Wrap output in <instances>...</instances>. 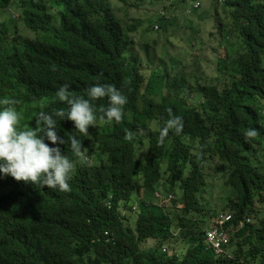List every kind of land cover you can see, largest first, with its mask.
<instances>
[{
	"label": "trees",
	"instance_id": "16d2710c",
	"mask_svg": "<svg viewBox=\"0 0 264 264\" xmlns=\"http://www.w3.org/2000/svg\"><path fill=\"white\" fill-rule=\"evenodd\" d=\"M163 1L151 28H164L176 18L168 17L169 8L179 10L180 22H191L186 9L194 0L179 7H167L170 0ZM212 1L221 5L228 22L217 21L219 38L205 60L216 82L200 85L191 70L168 82L159 71L145 79L126 40V33L141 22L123 25L113 15L106 16L108 0H0V9H11L12 21L10 30L6 19L0 21V99L19 101L22 124L35 129L38 112L67 110L56 98L64 84L85 99L87 89L97 83L114 85L127 97L122 121H102L104 127L91 134V162L81 163L71 151L70 137L82 145L85 138L73 122L54 116L57 135L66 143L44 142L59 147L75 164L70 191L0 174V264H254L256 258L264 264V213L253 209L254 196L264 191V169L253 161L255 146L264 155V109L256 103L264 101V0ZM16 20L33 36L15 33ZM182 56L180 63L188 68ZM225 78L229 82L218 88L216 83ZM152 84L166 91L156 108L146 112L158 125L146 137L140 131L136 101L141 93L152 92ZM191 88L203 99L186 107L183 95L189 96ZM40 100L45 104L32 109ZM92 103L98 109L109 101L104 97ZM169 108L182 118L183 130H169L160 143L158 129L169 119ZM249 128L259 134L247 137ZM128 131L134 134L131 140L126 139ZM142 146L145 149L137 152ZM211 161L227 192L221 209L229 212L198 203L197 194L206 185L203 169ZM171 185L175 192L167 190ZM146 186L162 189L164 197L172 193L175 199L165 206L138 199L136 212L127 208L131 223L126 213L130 195ZM108 199L110 207L105 205ZM226 213L231 220L225 226L232 231L226 249L232 251L217 256L205 250V229Z\"/></svg>",
	"mask_w": 264,
	"mask_h": 264
},
{
	"label": "rangeland",
	"instance_id": "374dc122",
	"mask_svg": "<svg viewBox=\"0 0 264 264\" xmlns=\"http://www.w3.org/2000/svg\"><path fill=\"white\" fill-rule=\"evenodd\" d=\"M201 1V6L197 9L195 14L191 15V19H189L191 22H180V16H178L176 13V11L179 12V10L169 8L167 12L168 17L176 16V18L171 19L170 23H168L164 28L160 27L156 30H154L153 27L151 28L150 25H152V20L155 19L159 9L164 5L163 0H108L109 6H107L105 13L106 16H115L122 23L130 21L141 22L140 27L130 34V41H132V45L134 46L135 50L141 55H145L147 49L149 52H154L155 59L153 60L152 66L158 64L155 66L157 70L164 75L166 74L164 82L171 81L173 76L178 77L180 72L186 75L191 70L193 71V74L198 77L200 85H208L216 82L213 72L208 78L207 76L201 75L199 69L204 68L210 72L207 68L205 60L208 58L207 55L210 54V48L217 44L219 38L215 25H217V21H219L221 25H225V23L228 22V19L226 15H224L225 12L221 8L220 4H214L212 0ZM186 2L187 0H170L168 2L166 1L165 4H168L167 7H179V4H185ZM169 3H173L174 5H170ZM50 10L54 11L55 8L51 7ZM10 12V8H5L3 10L0 9V21L2 19H6L9 30L12 28V21L9 18ZM213 12L214 19H211ZM14 16L16 17L17 14ZM217 17L219 20H217ZM16 21L17 22L14 24L16 28L13 30L15 33L18 32L33 36V33L27 30L20 20ZM193 30H197L195 35L192 34ZM178 38H180V40H178ZM231 39L235 42L237 41L236 33L231 35ZM145 44H147L146 49ZM236 44L238 43H232V45ZM226 46H229V44H226ZM182 55L185 56L184 61L186 62L188 68L184 66V63H180L181 57H183ZM200 56L203 59L202 62L199 60ZM161 57H163L162 60L157 59ZM176 57L179 59L178 64L175 60ZM198 66L200 67L199 69ZM141 69L145 79H147L150 71L147 63L143 62V67H141ZM225 80L228 81V78H225L222 80V82H217V87L221 88ZM160 87L161 86L159 85L152 84V92L145 91L141 93L136 101L138 118L141 120L143 126H141L140 131H142L146 137L153 134L158 126L157 122L153 118H149L145 115H147L146 112L149 108H152V110L156 108L161 95L165 93V88ZM189 92V96L183 95L184 106H191L198 103L199 101H202L203 96L198 92V90L191 88ZM256 103L258 106H263L264 108V101L261 103V100H257ZM44 104L45 100L36 101L32 109H40ZM103 127L104 123L98 119L95 127H88V136H84L85 138L82 145V150L87 149L89 153V150H91L94 146L91 134L96 130H101ZM255 147L256 150L253 153V161L257 163L260 169H264L263 150L259 146ZM144 149V146H142L138 148L137 152H142ZM85 154L87 155V152ZM87 156L88 162H91V156ZM163 165L164 164H162V166ZM203 172L206 178V185L204 186V189L197 194L199 205L206 209L214 208L218 212H229L228 209H221L222 199L223 197H227V192L223 188L225 185L223 183L224 180L221 174L215 170L214 161L207 163L203 169ZM175 188L176 187L171 185L167 190L175 192ZM156 190H159V193L162 196L167 194L162 189ZM156 190L155 187L153 188V186H146L141 189L140 193H138L137 190L132 191L128 201L130 205L128 204L126 207V213H129L128 218H131V223L134 221L132 220L133 218L131 217L130 211L128 210L131 209V205L133 203H137L138 199H145L154 203L159 202L160 198L155 195ZM178 193L180 194V189ZM253 207L254 212L256 211L258 213H264V191L260 192L259 195L254 196ZM254 212L252 215H254ZM195 219L198 220L199 216H196ZM250 220L253 222L252 217ZM230 251H232L231 248ZM230 251H228L229 255ZM259 261L260 260L256 258L254 264H258Z\"/></svg>",
	"mask_w": 264,
	"mask_h": 264
},
{
	"label": "clouds",
	"instance_id": "9594fccd",
	"mask_svg": "<svg viewBox=\"0 0 264 264\" xmlns=\"http://www.w3.org/2000/svg\"><path fill=\"white\" fill-rule=\"evenodd\" d=\"M201 4V0H194L191 8L186 9V13L189 14L190 19L193 14L192 11L195 10L196 13ZM211 19H214V12L211 15ZM153 26V29L156 30L157 25L154 24ZM134 31L126 33L130 54L136 55L139 58L141 67H143V62L147 63L150 68L148 75L155 71L157 74L158 70L155 66L158 64L152 66L153 60L155 59L154 52H149L147 49L145 55H141L132 45L130 34ZM146 47L147 44H145V49ZM162 58L157 59L162 60ZM175 60L178 64L179 59L176 57ZM199 71L201 75L207 76L208 78L212 73V71L208 72L204 68H200ZM68 89L69 85L64 84L56 92V98L68 106L67 110L61 108L53 114L45 111L38 112L35 116V129L29 125L22 124L23 113L16 108V105L19 103L18 100L10 97L0 99V106H2V110H0V174L11 176L18 182L31 183L33 185H39L40 187L46 186L49 189H58L62 192L71 190L69 180L74 172L75 164L64 153L62 154L59 147H50L44 142L47 139L53 145L66 143L65 139L57 135V119L54 116L59 118L60 121L67 119L73 122L75 129L81 133V136H88V127H95L97 119L101 122L103 121L105 124L112 121L117 123L121 122L124 116L123 109L127 104V97L114 85L110 84L97 83L89 87L87 89L89 99L75 96ZM104 97L108 98V106L106 108L104 106L98 109L95 108L92 101ZM166 111L169 114V119L163 128L158 129V141L160 143L164 142L169 134V130L174 129L176 134H180L183 130L182 118L173 115L170 108L166 109ZM97 113H100L99 117ZM258 134L259 132L255 128H249L246 131V136L249 138L256 137ZM133 135V132L128 131L126 133V139L131 140ZM70 148L81 163L88 162V156L85 154L88 150H82L81 141L76 139L75 136L70 137ZM140 192L141 190L138 193ZM155 195L160 198L157 204L162 206L161 201L166 197L157 191ZM108 200L110 201V199ZM130 208L133 210L132 212H136L137 203H133Z\"/></svg>",
	"mask_w": 264,
	"mask_h": 264
},
{
	"label": "built area",
	"instance_id": "2783aa9c",
	"mask_svg": "<svg viewBox=\"0 0 264 264\" xmlns=\"http://www.w3.org/2000/svg\"><path fill=\"white\" fill-rule=\"evenodd\" d=\"M171 198H173L172 194L167 195V197L161 201V205L165 206ZM106 206L110 207L109 200L106 201ZM133 208L135 209V207ZM229 220H231L230 213L220 214L214 219L211 226L205 229V250L211 251L217 256L222 254L228 255L226 246L229 243V237L232 231L228 226H225V224H227ZM249 220L250 217H246V221L248 222ZM104 234L107 235V231H104ZM162 250L165 251L164 248H162Z\"/></svg>",
	"mask_w": 264,
	"mask_h": 264
}]
</instances>
